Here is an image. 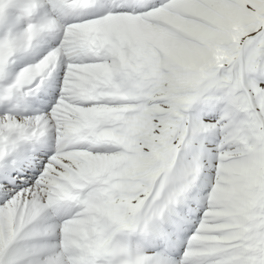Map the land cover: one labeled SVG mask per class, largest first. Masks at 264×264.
<instances>
[{"label": "snow or ice", "instance_id": "snow-or-ice-1", "mask_svg": "<svg viewBox=\"0 0 264 264\" xmlns=\"http://www.w3.org/2000/svg\"><path fill=\"white\" fill-rule=\"evenodd\" d=\"M0 264H264V0H0Z\"/></svg>", "mask_w": 264, "mask_h": 264}]
</instances>
